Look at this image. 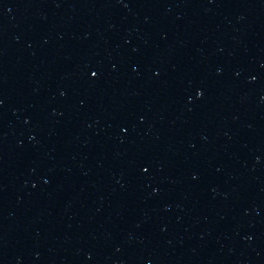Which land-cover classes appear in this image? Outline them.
Listing matches in <instances>:
<instances>
[{
  "label": "water",
  "instance_id": "water-1",
  "mask_svg": "<svg viewBox=\"0 0 264 264\" xmlns=\"http://www.w3.org/2000/svg\"><path fill=\"white\" fill-rule=\"evenodd\" d=\"M57 264H264V0H145Z\"/></svg>",
  "mask_w": 264,
  "mask_h": 264
}]
</instances>
